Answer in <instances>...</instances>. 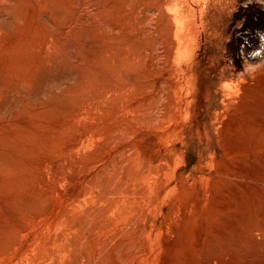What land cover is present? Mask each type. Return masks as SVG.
Returning <instances> with one entry per match:
<instances>
[{"label": "rangeland", "instance_id": "rangeland-1", "mask_svg": "<svg viewBox=\"0 0 264 264\" xmlns=\"http://www.w3.org/2000/svg\"><path fill=\"white\" fill-rule=\"evenodd\" d=\"M0 112V264H264V0H0Z\"/></svg>", "mask_w": 264, "mask_h": 264}, {"label": "bare ground", "instance_id": "bare-ground-1", "mask_svg": "<svg viewBox=\"0 0 264 264\" xmlns=\"http://www.w3.org/2000/svg\"><path fill=\"white\" fill-rule=\"evenodd\" d=\"M224 5H225V3H224ZM200 16V15H199ZM199 16H198V18H199ZM201 17V16H200ZM194 18H195V20H192V19H188V21H187V26H188V29H189V34H187V35H192L193 36V38L195 37V38H199V37H201V34H202V30H201V26L199 25V20H198V18H197V16H196V14L194 15ZM200 19V18H199ZM201 20V19H200ZM191 36V37H192ZM192 38V39H193ZM188 39H189V37H188ZM191 39V38H190ZM202 39V38H201ZM191 41V40H190ZM255 57V56H254ZM253 59V58H252ZM190 66V65H189ZM185 71V70H184ZM192 73V72H191ZM8 112V111H7ZM1 113V112H0ZM5 113V112H4ZM5 114H7V113H5ZM1 115V114H0ZM4 115V114H3ZM5 117V116H4ZM7 119H9L8 117H6ZM4 119V118H3ZM7 119H6V122H7ZM2 170V169H1Z\"/></svg>", "mask_w": 264, "mask_h": 264}]
</instances>
